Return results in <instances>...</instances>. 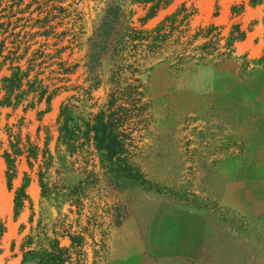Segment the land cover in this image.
<instances>
[{
    "label": "rangeland",
    "instance_id": "1",
    "mask_svg": "<svg viewBox=\"0 0 264 264\" xmlns=\"http://www.w3.org/2000/svg\"><path fill=\"white\" fill-rule=\"evenodd\" d=\"M2 42L0 89L15 66L36 85L0 106V264L47 238L66 264H264V0H0ZM67 103L83 130L103 111L120 120L124 184L93 140L59 145Z\"/></svg>",
    "mask_w": 264,
    "mask_h": 264
},
{
    "label": "trees",
    "instance_id": "2",
    "mask_svg": "<svg viewBox=\"0 0 264 264\" xmlns=\"http://www.w3.org/2000/svg\"><path fill=\"white\" fill-rule=\"evenodd\" d=\"M153 9H155V7ZM119 14L120 9L118 7H111L106 12L104 19L95 33L96 40L92 39L93 48L89 54V66L91 70L96 68L102 60L103 55H105V52H107L108 48L112 46V31L118 23L120 18ZM117 39L119 42L114 45L115 50L123 40H121V37H118ZM4 50L5 43L2 42L0 43V57L2 56ZM92 64H95V68L91 67ZM119 72L120 70L118 69V71L116 73L114 72V74H118ZM28 77L29 70H23L20 66L11 68V75L4 78L3 86L0 89V91L5 92V97L1 101L0 106L18 107L23 102L25 95L35 90L36 81H27ZM25 81H27L29 86V90L27 92L23 91ZM115 95L116 94L113 93L110 96L111 106L114 105L116 99ZM50 98L51 97L48 98V103ZM75 114L73 105L67 103L62 106L59 118V145L65 146L70 153L75 154L84 150L83 148L88 143H91V140H93L95 149L104 169L110 176H114L117 179L121 177L124 184L125 181L129 180L131 177L130 173L132 171V166L128 162V156L126 153L127 149L124 140L125 132L122 129L120 120L113 118V115H107V113L103 111L94 116V124H86L83 130V127H81L77 122ZM81 140H84V142L86 141L87 143H81ZM4 158L8 164L10 184L14 175V159L8 152L4 154ZM121 173H124V175L120 176ZM42 187L45 193V185L43 182ZM26 188L27 184H25L17 193L15 199L17 215L23 206V201L27 198L25 193ZM32 244L33 240L30 239L23 245V249H25V247H31ZM38 245L39 249L25 251L22 264H31V262H35V264H66L69 261L67 249L61 247L59 240L47 238L45 243H40Z\"/></svg>",
    "mask_w": 264,
    "mask_h": 264
},
{
    "label": "bare ground",
    "instance_id": "3",
    "mask_svg": "<svg viewBox=\"0 0 264 264\" xmlns=\"http://www.w3.org/2000/svg\"><path fill=\"white\" fill-rule=\"evenodd\" d=\"M1 174V173H0Z\"/></svg>",
    "mask_w": 264,
    "mask_h": 264
}]
</instances>
